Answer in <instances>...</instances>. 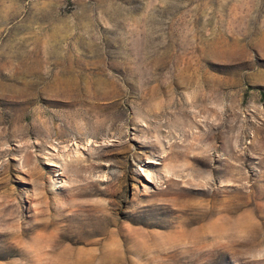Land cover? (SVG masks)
Segmentation results:
<instances>
[{
	"label": "rangeland",
	"instance_id": "rangeland-1",
	"mask_svg": "<svg viewBox=\"0 0 264 264\" xmlns=\"http://www.w3.org/2000/svg\"><path fill=\"white\" fill-rule=\"evenodd\" d=\"M0 264H264V0H0Z\"/></svg>",
	"mask_w": 264,
	"mask_h": 264
},
{
	"label": "bare ground",
	"instance_id": "bare-ground-1",
	"mask_svg": "<svg viewBox=\"0 0 264 264\" xmlns=\"http://www.w3.org/2000/svg\"><path fill=\"white\" fill-rule=\"evenodd\" d=\"M137 61H138V65H139V68H138V71H140V74H143L144 75V77H143V75L141 76V78H142V80H143V83L144 84H147V83H151V82H153V80H154V75H151V76H147L146 75V72H147V70H144V65L142 66V64H144L143 62H141V58L140 57H138L137 58ZM182 63L184 62L183 60L181 61ZM175 77L174 78H176L177 77V79H178V83H176L177 84V86L178 85H183V84H185V86H190L189 84H192V80H190V78H193V76L194 75H192L191 74V72H190V69L186 66V63L184 64V66H182L181 68H176L175 69ZM192 72H194V70L192 71ZM68 78H70V77H58V79L61 81V82H67V83H70L71 81H73V79L75 80L76 79V77L74 76L73 78L71 77L70 79H68ZM77 80V79H76ZM101 80V79H100ZM78 81V80H77ZM92 83H94V81H92ZM98 88H100L99 90H100V92L102 93V94H106L107 92H108V87L107 86H103V87H101V86H97V89ZM147 90V89H146ZM147 93V92H146ZM197 97V96H196ZM203 97V96H202ZM201 102V98H199V97H197L193 102ZM162 114H165V112H161ZM158 115V114H157Z\"/></svg>",
	"mask_w": 264,
	"mask_h": 264
}]
</instances>
